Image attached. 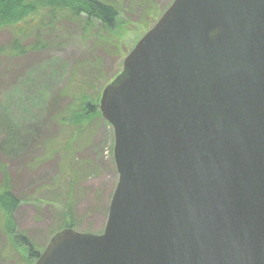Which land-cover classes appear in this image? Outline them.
<instances>
[{
    "label": "water",
    "instance_id": "1",
    "mask_svg": "<svg viewBox=\"0 0 264 264\" xmlns=\"http://www.w3.org/2000/svg\"><path fill=\"white\" fill-rule=\"evenodd\" d=\"M100 111L105 230L65 228L34 264H264V0H174Z\"/></svg>",
    "mask_w": 264,
    "mask_h": 264
},
{
    "label": "rangeland",
    "instance_id": "2",
    "mask_svg": "<svg viewBox=\"0 0 264 264\" xmlns=\"http://www.w3.org/2000/svg\"><path fill=\"white\" fill-rule=\"evenodd\" d=\"M118 1L112 32L97 20L64 14L32 32L26 43L44 47L23 55L10 51L14 29L0 27V163L7 173L0 171V189L8 186L18 197L16 229L41 253L71 225L104 232L119 179L114 129L103 116L83 128L75 123L78 89L82 83L100 94V104L125 57L174 0ZM4 222L0 212V264H28Z\"/></svg>",
    "mask_w": 264,
    "mask_h": 264
},
{
    "label": "trees",
    "instance_id": "3",
    "mask_svg": "<svg viewBox=\"0 0 264 264\" xmlns=\"http://www.w3.org/2000/svg\"><path fill=\"white\" fill-rule=\"evenodd\" d=\"M64 14H70L77 19L84 16L88 23L97 20L108 32H112L118 26L120 6L118 0H0V27H10L16 35L11 53L23 55L43 48L44 45L39 41L34 45L27 44L29 36L35 30L49 26ZM78 91L77 101L74 103V121L83 128L91 119L102 116L99 104L101 95L91 94L82 83ZM5 169V165L0 163V171L3 170L7 175ZM18 203L19 199L11 188L6 186L0 189V212L4 216L6 231L14 243L29 254L26 262L34 264L41 252L26 235L20 234L16 229L13 215ZM69 227L73 228V225Z\"/></svg>",
    "mask_w": 264,
    "mask_h": 264
}]
</instances>
